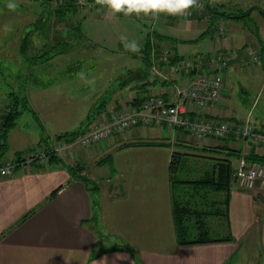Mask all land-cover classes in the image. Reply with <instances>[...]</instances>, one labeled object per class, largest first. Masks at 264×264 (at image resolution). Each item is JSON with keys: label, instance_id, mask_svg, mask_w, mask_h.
Instances as JSON below:
<instances>
[{"label": "crops", "instance_id": "1", "mask_svg": "<svg viewBox=\"0 0 264 264\" xmlns=\"http://www.w3.org/2000/svg\"><path fill=\"white\" fill-rule=\"evenodd\" d=\"M177 21L167 28L183 35L182 39H195L208 28L204 20ZM258 26L262 35L264 27ZM229 33L224 38H212L214 43L205 47L200 42L187 48L180 45L179 52L189 57L234 50L236 34ZM250 42L257 43L255 38ZM237 76L248 85L254 80L264 82V65L231 61L224 73L225 90L220 103L198 108L188 103L190 116L237 124L250 116L253 123L264 127V108L260 107L258 96L247 110L241 111L237 106L239 93L231 84ZM134 79L136 83L143 81L138 71ZM149 80L153 85L146 88L147 97L162 96L167 101L175 83L185 86L189 82L188 77L179 75L173 76L169 84ZM241 89L247 93L245 88ZM137 95L138 91L127 85L111 99L100 120H110L116 111L129 107ZM93 104L70 127L64 125L57 110L50 117L51 122L40 113L34 117L40 131H35V125L31 130L21 128V118H25L21 115L9 133L5 160H15L19 153L20 160L24 159L33 146L53 148L58 135L74 131L85 122ZM90 126L83 130L88 131ZM126 134L116 133L95 147L77 149L69 163L61 159L49 161L41 167H18L11 175L0 176V264H137V259L141 264H264V182L257 183L252 190L243 189L236 182L232 185L229 229L233 241L181 246L176 238L169 173L175 143L188 145L200 155L205 154L203 148L209 147L241 149L242 157L251 149L264 155V147L258 143L250 147L231 138L198 139L167 126H140ZM145 141L165 144H142ZM239 162L240 158H232L235 168ZM65 164L83 165L84 174L95 180L99 186L97 207L93 192L74 180Z\"/></svg>", "mask_w": 264, "mask_h": 264}, {"label": "trees", "instance_id": "2", "mask_svg": "<svg viewBox=\"0 0 264 264\" xmlns=\"http://www.w3.org/2000/svg\"><path fill=\"white\" fill-rule=\"evenodd\" d=\"M56 1L57 5L54 7L50 0L42 2L41 9H43V11L40 15V18L37 22H35V24L33 23L31 26V31H36L43 39V45L40 47V49H32L33 43L30 36L28 35V33L31 31L27 32L21 40V54L23 58L32 66H42L53 60L57 55L66 53L68 48L71 47L70 40L66 39V37L69 35L68 33L62 32V37L55 36V39L50 37L54 23L53 18L61 22L63 20H71L70 16L77 15L80 11L81 5L87 6L90 8L89 10H92L91 8L94 9L95 7H98L96 11L98 15H103L106 11V9L97 6L94 0H86V2L83 4L81 0H63L61 3L59 0ZM202 1L205 3L204 11L199 14H194L192 19L207 21L208 28L199 36V38L195 39H182L176 36L177 33L174 35L164 34V28L173 25V22L180 18H172L168 15H161L158 19L140 16V20H142V23L146 26L143 39L137 41L140 44L141 51L139 53L126 51L122 42L119 43V48L124 50L128 55L132 54L134 56L133 58L139 60L137 63L140 65V67L139 69H136L135 67V73L138 71L142 78L141 80L143 81L136 83L133 81L136 79H129V76H126V80L121 84L119 90L115 91L112 96L111 94H104L97 99V101L91 106L86 120L82 125H80L74 131L58 135L56 139L58 141L64 140L71 142L87 133V131L83 130V128L87 125L91 124V126H93L96 123L105 122V120H100L101 115L107 112V107L111 99L117 95V92H122L125 87H127V85L132 86V88L138 91V95L131 101L130 105H139L144 100L150 98L146 95V88L153 85V82H151L149 78H153L156 82L159 80L164 81L166 84L173 82V76L163 79L159 76L153 75V67L156 65L162 72H166V70H168L171 72L170 74L174 73L173 70L180 66V62L187 57L184 54H180V45H197L201 40H204L209 36L211 39L218 38L216 32L218 20H223V18L226 17L236 21H241L246 17L253 19L252 15L254 12H258L264 20V10L260 6L251 7L245 11L241 9L238 13H231L225 11L223 6L217 5L213 0ZM121 16L124 15H118V17ZM146 20L148 21V25L144 22ZM77 22L75 26L71 20V38H76L74 42L78 41V38H80L79 42L84 41L86 39H83L85 35L81 29L82 18H80ZM250 31L258 44V47H253L258 49L259 54V62L256 64L263 63L264 65V40L260 36L259 26L254 22V26L250 28ZM74 42L72 41V43ZM165 50L169 51L170 53L172 52V56L170 57L168 64H165L162 60ZM30 52H33V55L29 54ZM210 55L203 56L202 53H198L189 56L188 58H191L196 63H198L199 61H205V59H207ZM236 61H239L242 64L255 65L252 63L242 62L239 59H236ZM229 64H231V62ZM178 73L179 74L176 75L186 77L182 71H179ZM11 98L12 103L7 104L6 108L0 112V168L4 162L8 161L5 160V158L9 151V133L16 126L23 112L29 111L32 112L36 118L38 116L37 112L33 109L27 95L18 96L15 92H13L11 93ZM170 101L171 100H165L167 103H171ZM113 115L111 116L110 120H112ZM243 124L244 123L241 125ZM254 127L256 128L255 132H264V127ZM230 138L238 139L243 143H248L249 146L251 145L250 147H252L254 144L258 145L256 142H247L246 140L239 138L234 132H230L229 135L223 139L226 140ZM132 144L137 143H128V145ZM142 144L163 145L165 143L145 141L142 142ZM175 144L176 148L172 153V159L169 165V173L172 189V212L177 243L181 246H186L233 241L234 237L231 235L229 229V204L231 200V188L236 182V168L232 165V158H240V160L244 159L249 164H260L264 166V155L256 154L253 151L254 149H251V151L242 157L241 149H233L224 146L203 148L202 152L205 154L200 155V153H194L195 151H192V147L188 145L182 143ZM49 149L51 148H48V151H50ZM20 157L21 154L19 153L15 159V163H19L22 160H20ZM50 159V161L61 162L60 159L56 158L52 154ZM189 160L195 161H192L194 163H190L189 165ZM199 163L201 164L198 165ZM65 168L70 172L71 177L74 180L82 182L91 192H93L94 206L97 207V193L99 191V186L94 182H91V179L84 174V166L81 164H65ZM192 173H194L193 175L195 177H186V175H190ZM217 218H223L225 223L219 224ZM210 219L215 220L210 222ZM215 223L222 225L221 229H223L224 233H226L224 237L214 238L211 236L213 231L212 227L215 225ZM124 245L128 248L126 244ZM137 264H141L139 259H137Z\"/></svg>", "mask_w": 264, "mask_h": 264}, {"label": "rangeland", "instance_id": "3", "mask_svg": "<svg viewBox=\"0 0 264 264\" xmlns=\"http://www.w3.org/2000/svg\"><path fill=\"white\" fill-rule=\"evenodd\" d=\"M46 1L47 0H15L18 7L15 11H10L7 7L9 0H0V112L6 108L7 104L12 103L11 93L15 92L18 96L27 95L31 101L32 107L37 111V115L40 113L41 116H43L42 118L47 117L49 122H51L50 117L53 116V112L56 110L60 111L58 116L64 119L63 123L65 126L70 127L77 123V118L83 116L85 110L92 102H96L95 98L97 95L101 97L104 94H111L112 96L115 91L119 90L121 84L126 80V76H129V79H134L137 75V72L135 73V67H137V61L139 60L133 58L134 56L132 54L128 55L124 50L119 48V43L121 42V36H126L129 40H142L146 26L139 17L117 16L115 19H111L107 10L103 15H98L96 12L98 7L89 10L90 8L80 4L79 13L77 15H71L72 17L70 16V18L75 26L76 22L82 18L81 29L85 35L83 39L86 40L79 42L80 38H78V41L74 42L76 38H71V20H63L61 22L53 18L54 23L52 32L50 31V37L55 39V36L62 37V32L68 33L69 35L66 39L70 40L71 47L68 48L66 53L57 55L53 60L42 66H32L21 54V40L27 32L31 31L32 24H35L40 18L43 11V9H41V3ZM50 1L53 7L57 5L56 0ZM213 1L217 5L223 6L225 11L231 13H238L241 9L245 11L254 6H260L264 10V0ZM59 2L61 3L63 0H59ZM252 18L253 19H249L246 17L241 21H236L227 17L223 18V23H225L227 31L230 32L229 34L232 36L236 34L234 36L235 49L233 51L238 53L239 58H242L244 48L258 47L257 43L251 45L250 40L254 39V36L250 28L254 26V22L260 25L261 28L264 27L262 25L263 18L258 12H255ZM144 22L148 25L147 20ZM176 22L178 21H175V23ZM205 22L208 24L207 21ZM5 26H9L12 30L5 32ZM180 26L181 25H179V27ZM174 27L175 26L172 28ZM261 32L262 35L260 36L264 40V29H262ZM176 33L177 31L171 28H164V34L166 35H174ZM177 34L176 36L183 38L181 37L183 35L180 36ZM28 35L33 43L32 49H40L43 45L42 37L36 31H31ZM196 38H199V36ZM233 40L234 39H232V41ZM72 41L74 43H72ZM200 43L202 45L201 47H205L206 44L212 45L214 41L209 36L201 40ZM187 47H189V45L185 48ZM230 51L229 49L226 53H230ZM29 54L33 55V52ZM81 71L85 73L86 80H82L77 76V73ZM162 73L166 75L167 78L176 75L175 73L170 74L169 71H163ZM163 74L161 75L163 76ZM88 80H93L94 84L87 83ZM231 84L236 94L239 93V95H236V104L241 111L249 109L256 96H258L260 107L264 108L263 81L259 82L254 80L248 85V83L237 76L232 79ZM241 88H245L247 93L245 94V92H242ZM224 90L225 86L223 88V93ZM23 114L25 118H21L20 127H28L31 130L34 129L35 125V131H40V126L35 122V116H33L32 112L25 111ZM250 118L249 116L244 123L251 122L253 125L259 124L253 123V119ZM127 132L128 131L121 133V136L127 135ZM87 149L89 148H86V150ZM74 156L76 155L73 154L72 157ZM63 161L69 163L70 159L66 157ZM189 161L188 163L190 165V163H194L192 161L195 160ZM200 164L201 163L198 165ZM193 174L194 173L186 175V177L193 178L195 177ZM88 176L91 182L95 183L92 176L90 174ZM217 219L219 224L225 223L223 218ZM214 220L215 219H210V222ZM217 225L218 223H215L212 227L213 231L211 236L214 238L224 237L226 233L221 229L222 225H218V227ZM106 245H109V243H106Z\"/></svg>", "mask_w": 264, "mask_h": 264}, {"label": "built area", "instance_id": "4", "mask_svg": "<svg viewBox=\"0 0 264 264\" xmlns=\"http://www.w3.org/2000/svg\"><path fill=\"white\" fill-rule=\"evenodd\" d=\"M81 2L85 3L86 0H81ZM200 5V7L191 9L184 16L171 17L192 19L194 14L204 11L205 3L202 0H200ZM216 32L218 38L227 35V28L223 20H218ZM171 56L172 52L165 50L162 58L163 62L168 64ZM236 59H240L245 63L256 64L259 62L258 49H244L242 58H239L238 53L233 50L230 53H214L205 61H199L198 63L186 57L173 72L179 74L178 72L182 71L188 77L189 82L185 86L178 84L173 86L171 103L165 102L162 96L150 97L139 105H130L117 111L112 120L94 124L87 133L71 142L58 141L53 148L49 149L50 151L33 146L19 163H15V160L4 162L0 168V176L11 175L18 167H41L51 160V154L61 160L66 159V157L71 158L79 148H90L97 143L108 140L116 133H123L140 126H167L171 130L181 129L198 139L212 138L220 140L227 137L230 132H234L239 138L247 142H256L264 147V132H255L256 128L251 122L241 125L233 124L227 120L206 119L203 117L192 118L187 108L188 103L197 108L218 105L225 86L223 73L230 67L229 63ZM152 72L155 76H161L163 79L167 78L156 65L153 67ZM235 177L236 184L239 187L252 190L258 182H264V166L249 164L241 159L236 168Z\"/></svg>", "mask_w": 264, "mask_h": 264}, {"label": "clouds", "instance_id": "5", "mask_svg": "<svg viewBox=\"0 0 264 264\" xmlns=\"http://www.w3.org/2000/svg\"><path fill=\"white\" fill-rule=\"evenodd\" d=\"M95 4L106 9L111 19H115L120 14L127 17L135 15L153 19H158L161 15L184 16L191 9L201 6L200 0H95ZM7 7L10 11H15L18 4L15 0H9ZM11 30L9 26H5V32ZM121 42L126 51L132 53L141 51L140 44L136 40H129L126 36H121ZM77 76L86 80L83 71L77 73ZM87 83L94 84V81L88 80Z\"/></svg>", "mask_w": 264, "mask_h": 264}]
</instances>
